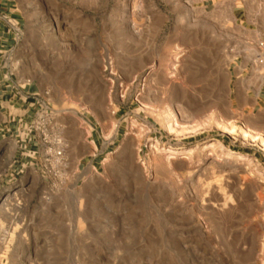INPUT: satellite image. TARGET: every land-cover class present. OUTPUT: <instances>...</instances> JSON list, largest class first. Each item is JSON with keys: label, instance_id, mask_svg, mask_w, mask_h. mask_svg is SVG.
Masks as SVG:
<instances>
[{"label": "rangeland", "instance_id": "rangeland-1", "mask_svg": "<svg viewBox=\"0 0 264 264\" xmlns=\"http://www.w3.org/2000/svg\"><path fill=\"white\" fill-rule=\"evenodd\" d=\"M259 32L264 0H0V70L35 92L0 136V264H264V150L211 125ZM44 102L59 166L23 132Z\"/></svg>", "mask_w": 264, "mask_h": 264}, {"label": "crops", "instance_id": "crops-1", "mask_svg": "<svg viewBox=\"0 0 264 264\" xmlns=\"http://www.w3.org/2000/svg\"><path fill=\"white\" fill-rule=\"evenodd\" d=\"M238 6H230L227 10L232 14L234 22L239 20L238 17L240 16V9H235ZM199 8L202 9V11H206L207 6L201 5ZM257 35L258 38L255 41L256 48L246 56H241V61L234 67V72L237 71L239 74L235 79L236 84L232 90L233 97L231 106L234 112L231 113L229 117H225L219 111H213V116L211 118V125L213 128H216L213 125V121L216 118H218L217 120L223 118L226 119L223 122L226 121V124L233 127L232 132H234L235 127L238 129L240 126H244L254 133H259V131L252 129L246 121L241 122L242 125H238L234 120L237 116L236 111L248 114L250 111L252 112L255 109L258 110L264 107V67L253 62L255 54L258 52L257 41H264V34H260V32L258 34H254V36ZM261 51L264 53V49ZM27 85V83L16 85L10 72L3 73L0 70V136L3 137V139L6 137L5 133L8 134L9 132L14 133L15 131H19L22 123L26 122L32 115L33 103L27 102V98L30 95L35 94V92L32 90L31 86ZM228 120H233L235 123H230ZM203 121L204 120H201L197 123ZM211 125H206L198 131L208 129L212 127ZM92 143L96 145L94 140H92Z\"/></svg>", "mask_w": 264, "mask_h": 264}, {"label": "built area", "instance_id": "built-area-1", "mask_svg": "<svg viewBox=\"0 0 264 264\" xmlns=\"http://www.w3.org/2000/svg\"><path fill=\"white\" fill-rule=\"evenodd\" d=\"M258 52L254 56V63L264 67V41H257ZM54 113L51 106L44 102L40 105V109L35 112L33 119L23 128L28 141L31 140L30 135L35 134L38 143L43 146V156L50 157L51 161L56 165H62L64 162V141L61 136L60 129L54 124ZM47 159V158H46Z\"/></svg>", "mask_w": 264, "mask_h": 264}, {"label": "bare ground", "instance_id": "bare-ground-1", "mask_svg": "<svg viewBox=\"0 0 264 264\" xmlns=\"http://www.w3.org/2000/svg\"><path fill=\"white\" fill-rule=\"evenodd\" d=\"M176 58V57H175ZM146 106H144L145 108ZM164 114V113H163ZM174 115L173 113H168L167 115L165 114V120H166V123H165V126L167 128L168 131L170 132H176L177 135L179 134H182V133H191L192 131H194L196 129V127L192 126V127H182L181 126H178V124L175 122V119H174ZM163 119V118H162ZM164 123V122H163ZM180 125V124H179ZM214 125L215 127L218 128V130L220 129L222 132H225V133H232L233 131V127L229 126L228 124H226L225 122H223L222 120H216L214 122ZM131 127V129H133L134 127H136V130L137 132H141V127L138 126L136 124V122H131L130 123V126L129 128ZM166 130V129H165ZM197 130V129H196ZM195 130V131H196ZM239 133L240 135L246 139V140H249L250 142H252L253 144H256L258 145L262 150H264V136L258 132H252L250 129L246 128V127H240L239 129ZM108 135V134H107ZM216 143H210L209 146L210 147H214ZM149 150L150 152L152 153H156V152H161L163 154H165V159L167 161H169L171 158H173L174 155L176 154H180L181 152H178L174 149H171V148H167L166 147H160L157 143V141H155L154 143H152L150 146H149ZM189 152V151H188ZM227 156H232L234 155L233 154V151L229 150L227 153H226ZM236 155V154H235Z\"/></svg>", "mask_w": 264, "mask_h": 264}]
</instances>
